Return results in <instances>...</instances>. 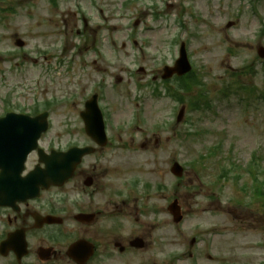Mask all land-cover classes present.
Masks as SVG:
<instances>
[{"label":"rangeland","instance_id":"rangeland-1","mask_svg":"<svg viewBox=\"0 0 264 264\" xmlns=\"http://www.w3.org/2000/svg\"><path fill=\"white\" fill-rule=\"evenodd\" d=\"M18 39L25 41L21 49ZM181 42L204 79L211 109L176 102L160 80ZM260 47L264 3L254 0H0V115L6 105L26 110L55 100L49 136L65 135L61 121L79 119L86 94L101 89L114 135L122 137L116 151L132 161L130 182L150 185L142 194L132 189L131 198L148 199L165 216L166 206L178 199L184 241L199 229L204 238L209 233L216 254L264 261V204L252 194L256 180L264 181ZM103 68L107 73L99 75ZM232 82L248 90L225 99L222 89ZM169 86L177 90L174 82ZM117 89L127 91L120 95ZM136 109L143 114L134 116ZM214 146L213 155L202 160ZM254 155L263 169L252 177L246 168ZM174 162L185 169L180 180L171 174ZM232 163L243 166L239 180L234 173L219 179Z\"/></svg>","mask_w":264,"mask_h":264},{"label":"flooded vegetation","instance_id":"flooded-vegetation-1","mask_svg":"<svg viewBox=\"0 0 264 264\" xmlns=\"http://www.w3.org/2000/svg\"><path fill=\"white\" fill-rule=\"evenodd\" d=\"M63 139L42 148L50 155L95 146L85 134ZM109 147L86 155L63 185L40 184L37 191L39 178H26L45 164L38 152L28 156L21 181L0 191V264H214L207 247L184 249L172 217L151 215L148 200L127 198L119 183L125 158L103 151ZM238 263L224 253L223 264Z\"/></svg>","mask_w":264,"mask_h":264},{"label":"water","instance_id":"water-1","mask_svg":"<svg viewBox=\"0 0 264 264\" xmlns=\"http://www.w3.org/2000/svg\"><path fill=\"white\" fill-rule=\"evenodd\" d=\"M182 56H183L182 60H180L178 65H177L179 74H184L190 68L188 64H185L186 56L184 54V49H183V52H182ZM88 110L90 111V115L88 114L86 116V119L89 120L88 116H90L91 120L94 122V124H93L94 127L99 125V121H100V123H102V121H103L102 120V116H101V113L96 110V104H91L88 107ZM39 124L40 125L38 126V131H39L38 137L40 136L41 131L46 129V126H45V124H43V120L42 119H39ZM100 127L103 130V124L102 125L100 124ZM91 134L93 135V133H91ZM35 137H36V135H35ZM3 154H4V151H0V156H2ZM172 171L177 176H179V177L182 176V169H181V167L179 165L176 164ZM176 203L177 202H175L174 205H172L170 207V210L173 212V214L175 216H178L179 214L177 213V211L179 210V208H178Z\"/></svg>","mask_w":264,"mask_h":264}]
</instances>
